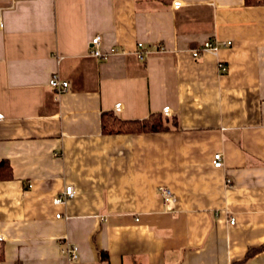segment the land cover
I'll return each mask as SVG.
<instances>
[{
    "label": "crops",
    "instance_id": "crops-1",
    "mask_svg": "<svg viewBox=\"0 0 264 264\" xmlns=\"http://www.w3.org/2000/svg\"><path fill=\"white\" fill-rule=\"evenodd\" d=\"M0 18V264H264V0H0ZM106 112L168 130L105 133Z\"/></svg>",
    "mask_w": 264,
    "mask_h": 264
},
{
    "label": "built area",
    "instance_id": "built-area-1",
    "mask_svg": "<svg viewBox=\"0 0 264 264\" xmlns=\"http://www.w3.org/2000/svg\"><path fill=\"white\" fill-rule=\"evenodd\" d=\"M182 5V3L180 1H176L174 3V7L176 9L180 8ZM4 24L2 19L0 18V29H3ZM102 38L100 36H96L95 38L92 39L91 41V45H90V55H92L93 57L102 59V60H108L111 56V52L103 50L102 48ZM224 46H229L231 45V42H227V43H223ZM165 50L164 46H159L157 51L158 52H163ZM220 50V44L217 41H206L204 43H202V45L198 48L193 50V55L195 57L199 56L202 53H210L213 55H217L219 53ZM149 53H152L151 51H147L144 49V45L143 43H138V51H137V55L138 57L142 60H144L146 58L147 55H149ZM220 66V69H224L223 64L220 63L218 64ZM49 85L50 87H52L54 90H56L58 93H62L68 90L69 88V82L64 81L63 79H61V77L59 76V74H55L51 77L50 81H49ZM121 109V104H117L116 107V111ZM169 107L164 108L163 113L165 116H169L170 112H169ZM3 118V115H0V119ZM224 156L222 153L218 152L215 153L213 156V166L216 168H222L224 166ZM75 189L72 185L70 186H66L64 191L55 198L54 203L56 205H60L65 203L66 201H68L69 199L73 198L75 196ZM159 194L161 196V199L164 203L165 206L170 208V205L175 204L176 202V196L173 193V191L171 189H169L168 187H160L159 188ZM61 214H58L57 217H60ZM235 223V218L231 219V224ZM2 237L0 236V239ZM62 253L63 255H65V257L68 259V261L72 262V261H78L79 260V256H80V248L78 245H74V244H69L66 245L65 248L62 249Z\"/></svg>",
    "mask_w": 264,
    "mask_h": 264
},
{
    "label": "trees",
    "instance_id": "trees-1",
    "mask_svg": "<svg viewBox=\"0 0 264 264\" xmlns=\"http://www.w3.org/2000/svg\"><path fill=\"white\" fill-rule=\"evenodd\" d=\"M175 124V122H174ZM102 127L105 133H148L168 130L162 115H152L145 120L122 121L114 113L106 112L102 116ZM3 246L0 245V259L3 258ZM264 251V244L255 250H250L248 258ZM102 259H108L107 253H102Z\"/></svg>",
    "mask_w": 264,
    "mask_h": 264
},
{
    "label": "rangeland",
    "instance_id": "rangeland-1",
    "mask_svg": "<svg viewBox=\"0 0 264 264\" xmlns=\"http://www.w3.org/2000/svg\"><path fill=\"white\" fill-rule=\"evenodd\" d=\"M70 85V84H69ZM164 124H165V122H164ZM176 196V195H175Z\"/></svg>",
    "mask_w": 264,
    "mask_h": 264
}]
</instances>
